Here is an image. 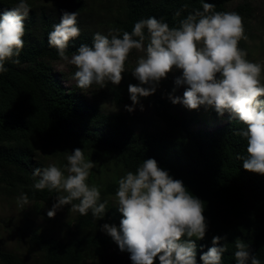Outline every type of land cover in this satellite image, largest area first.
Masks as SVG:
<instances>
[{"label": "trees", "instance_id": "1", "mask_svg": "<svg viewBox=\"0 0 264 264\" xmlns=\"http://www.w3.org/2000/svg\"><path fill=\"white\" fill-rule=\"evenodd\" d=\"M40 1L45 0H28L32 10L25 20V45L19 63L6 62L8 71L0 74V193L16 198L23 193L35 206L55 202L57 193L33 187L38 181L33 170L44 167L36 159L39 152L66 161L71 151L81 148L88 159L102 156L110 160L114 172L123 175L135 172L144 159L155 158L160 167L183 180L190 192L204 201L209 229L206 237L197 241L198 264L201 252L212 246L216 235L227 236L223 264H235L236 240L249 245L264 264V175L243 169L242 161L237 159L238 154L246 155V141L234 134L243 125L228 116L215 129L198 127L208 126V120L179 112L180 104L173 105L167 96L154 100L155 116L162 124L156 129H137L125 114L104 112L76 88L65 86L55 73L54 62L61 59L56 49L49 47L47 37L65 11L46 7ZM93 1L73 0L75 11H67L78 13L81 28L79 38L69 44V56L81 44H92L97 30L87 27L82 15H94L88 6ZM106 1L117 8L116 13L110 10L109 29L103 34L116 29L131 32L135 22L150 16L178 27L194 9L202 10L200 0ZM235 1L206 0L215 5L217 12L237 13L245 24L253 17L251 6L241 3L230 10L229 5ZM17 2L0 0V12L10 10ZM117 189L118 183H111L101 193L102 201ZM108 208L100 220L91 212L86 216L77 213L66 239L32 232L29 243L42 253L40 264H112L108 250L118 245L101 230V225H119L122 214L110 203ZM0 264L26 262L0 250ZM118 264H132L130 254L125 251Z\"/></svg>", "mask_w": 264, "mask_h": 264}, {"label": "clouds", "instance_id": "2", "mask_svg": "<svg viewBox=\"0 0 264 264\" xmlns=\"http://www.w3.org/2000/svg\"><path fill=\"white\" fill-rule=\"evenodd\" d=\"M200 3L202 10L194 9L178 27L150 16L135 22L131 32H95L91 46L81 44L71 56L69 44L79 38L81 28L78 13L65 11L48 33V45L75 67L72 79L84 93L94 85L119 86L135 50L138 56L130 73L138 83L128 85L132 103L125 105L126 111L131 113L137 106L143 111L142 98L155 94L171 74L174 86L168 100L188 110L203 107L221 117L228 113L231 121L243 125L234 134L246 141V155L238 154L237 159L243 169L264 175V64L249 60L247 51L239 47L241 40H247L240 15L217 12L206 0ZM31 10L28 0H18L10 10L0 12V74L8 71L6 62L19 63ZM181 87L183 94L177 95ZM66 161L62 167L50 164L33 170V177L38 178L35 190L57 193L48 217L71 206L80 215L91 212L95 219H103L109 201H102L100 189L88 182L93 161L81 148L71 151ZM28 203L22 193L18 205L23 208ZM115 207L122 214L119 225L104 223L101 230L121 252L130 254L132 264H154L157 258L159 264H198L197 241L209 229L204 201L155 158L144 159L135 172L128 171L119 179ZM226 241V235L214 236L212 246L200 254L201 264H223ZM235 248V264H261L249 245L236 240Z\"/></svg>", "mask_w": 264, "mask_h": 264}, {"label": "rangeland", "instance_id": "3", "mask_svg": "<svg viewBox=\"0 0 264 264\" xmlns=\"http://www.w3.org/2000/svg\"><path fill=\"white\" fill-rule=\"evenodd\" d=\"M40 2L49 8L56 7L61 8L63 11H75L73 0H45ZM241 3H246L251 6L253 17L244 24L247 40H241L239 47L247 51V58L249 60L264 64V0H236L229 5V9L233 10ZM88 6L90 7L91 15L92 13L94 15L90 16L86 13L82 15L84 20H86L87 27L100 32L108 30L107 20L110 17V10L116 13L117 6L114 5L112 8V5L106 0H94ZM137 56L138 53L134 50L129 57V61L126 62V67L129 72L123 74L124 78L119 86L109 84L104 88H100L98 85H94L88 90V93H84L76 87L75 81L72 79L76 70L74 66L58 60L54 62V69L58 78L64 82L65 86L76 88L89 101L97 103L104 112H121L125 114L137 129L142 127L156 129L161 127L162 124L155 116L154 100L158 96H167L171 92L174 86V77L169 74V78L161 82L155 94L147 98H142L143 111L137 106L135 111L129 113L125 110V105H131L132 103L129 98L128 85L138 83L130 73L131 69L135 67ZM183 91L184 88L181 87L177 93H183ZM115 92L119 94L118 97L115 96ZM177 110L189 115L197 114L201 118H206L209 122L208 126L201 124L198 127L211 130L224 124L226 118L229 116L228 113H225L221 117L214 110H205L203 107L199 110H188L180 105ZM36 159L44 167L50 164H56L62 167L67 163L63 159L53 158L51 155L42 152L36 154ZM89 160L93 161L95 166L91 170L88 182L91 185L97 186L101 193L111 183H118L119 179L124 176L120 171L114 172L113 167H111V161L102 156H99L97 160ZM113 175H116V177ZM117 176L120 178L118 179ZM115 193L106 196V199L113 208H116ZM53 203L46 202L35 206L33 202H29L21 208L18 205V198L7 197L0 193V250L16 254L26 264H40L42 253L37 248L30 246L29 238L31 233L35 231L40 234H50L66 239L77 216V212H73L71 208L65 207L59 210L55 217L49 218L47 212ZM108 251L112 264H118L119 259L125 255V252H121L117 246L110 247ZM154 264H159V261H156Z\"/></svg>", "mask_w": 264, "mask_h": 264}]
</instances>
